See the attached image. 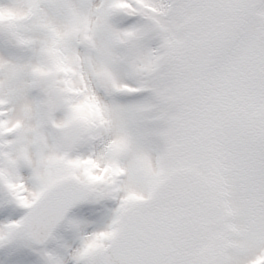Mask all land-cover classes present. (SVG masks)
I'll use <instances>...</instances> for the list:
<instances>
[{
	"label": "snow or ice",
	"instance_id": "6c2138e0",
	"mask_svg": "<svg viewBox=\"0 0 264 264\" xmlns=\"http://www.w3.org/2000/svg\"><path fill=\"white\" fill-rule=\"evenodd\" d=\"M0 264H264V0H0Z\"/></svg>",
	"mask_w": 264,
	"mask_h": 264
}]
</instances>
